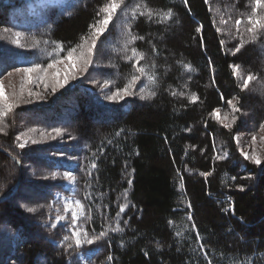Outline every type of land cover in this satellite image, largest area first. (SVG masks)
Segmentation results:
<instances>
[{
  "label": "trees",
  "instance_id": "16d2710c",
  "mask_svg": "<svg viewBox=\"0 0 264 264\" xmlns=\"http://www.w3.org/2000/svg\"><path fill=\"white\" fill-rule=\"evenodd\" d=\"M28 2L0 0V81L8 73L23 77L15 69L36 63L47 69L53 60L61 61L57 67L72 58L83 65L81 53L86 58L94 31L89 25L104 19L110 0H62L32 12ZM253 6L254 0H123L85 73L84 80L106 89L76 84L52 104L20 108L24 120L52 137L54 128L63 131L37 155L36 182L26 198L10 188L15 167L4 148L11 140L0 136V224L7 219L10 235L8 248L0 237V264H84L80 254L88 250L87 264H264V26L248 31L249 16L264 24V10L253 13ZM132 36L143 39L127 44ZM133 48L143 54V75L133 67ZM230 65L239 66L235 74ZM133 74L141 77L135 95L105 99ZM249 74L256 79L244 88ZM22 80L15 81L21 86ZM93 160L97 168L89 176ZM62 162L74 163V195L84 206L88 237L107 233L92 245L76 247L67 225L48 224L63 213L53 199L65 192Z\"/></svg>",
  "mask_w": 264,
  "mask_h": 264
},
{
  "label": "rangeland",
  "instance_id": "374dc122",
  "mask_svg": "<svg viewBox=\"0 0 264 264\" xmlns=\"http://www.w3.org/2000/svg\"><path fill=\"white\" fill-rule=\"evenodd\" d=\"M59 1L61 0H32L29 2V4H27L28 10L32 11L35 6L40 5L43 2L56 3ZM82 66L83 65L80 62H77L75 59L68 58L62 64L55 67L54 69L48 70L46 73L41 72L29 75L31 77L30 82L25 76V74L23 75V77L22 74H11L7 76L6 79L0 81V108H4L6 112V115L0 117V136H7L9 138V141L11 140L10 145H7V143L4 142L5 145H7L5 147H8V149L4 148V151H6L8 155V162L10 161L11 163H13L15 167L14 172L11 173L12 180H14V184L10 188L12 189V191L17 192V197L26 198L30 196L32 188L31 186L34 182H36L35 179L37 175V171L34 172V169H37L38 165L35 159L37 155H39L40 150L43 149L42 146L44 145V143L51 142L54 140L52 139V136L49 134V132L46 133L44 129L34 127V125L32 126L27 122L29 121L28 118L24 120L23 112L20 113V108H29L37 104H52V99L55 96H57L59 93H62L63 90L67 87H72L76 84L82 85L83 88L94 92L105 90L107 87V84L105 83L97 85L95 83L84 80L85 73H88V71L83 72ZM37 76H43L45 77V79H37ZM65 76H67L68 78L67 84H65L63 88H57L56 92L53 93L52 88L55 85V82L57 80H63ZM20 78H23V80L21 81V83L23 84L21 86L17 85L15 81L16 79L19 80ZM5 105H12L11 110L5 108ZM11 121H13L14 123H12ZM17 136L20 137L19 141H17L16 139ZM33 141H36V143H33ZM20 143L25 144V147L23 149L18 147V144ZM246 150L249 151L250 149L246 148ZM63 172L64 174L69 173L70 170H65ZM31 177H33L34 180L31 179ZM73 184L74 181L70 183L68 180H66L64 184L66 189L70 191L71 195H62L61 193H57L55 196V199H58L63 207V213L59 215L65 217V220L61 221L60 224L67 225L71 233L73 230L71 225L72 212H83V209L78 208L75 204V201H77V199L74 198V196L72 195L74 191ZM27 186H30L31 188ZM36 197L37 195H34V198ZM19 202L20 200L17 202V204H19ZM66 202L69 203V210L67 212L65 211ZM28 208L30 207H24L25 212H34H29L27 210ZM55 217L51 220L50 225L52 224V222L55 221ZM82 218L83 215L79 216L77 221L79 225H82V229L78 230L80 232L81 240L84 239V232H86L83 227V224H81ZM6 223L7 219H4L0 224V237H2L1 239L5 241L4 247L8 248L10 246V235L6 230V227H4ZM13 237L14 238L12 239L15 240L16 235H14ZM33 239L42 241L40 235L37 234L34 236ZM82 245L88 244L83 243ZM90 253L91 252L84 255L81 254V260L85 262L89 258ZM3 255L5 254L3 253Z\"/></svg>",
  "mask_w": 264,
  "mask_h": 264
},
{
  "label": "snow or ice",
  "instance_id": "6c2138e0",
  "mask_svg": "<svg viewBox=\"0 0 264 264\" xmlns=\"http://www.w3.org/2000/svg\"><path fill=\"white\" fill-rule=\"evenodd\" d=\"M122 2H123V0H110V2L102 9V11L104 13H106L104 19L103 20H98L96 22V24L89 25V28L93 29L94 31L92 32L91 46H89L88 49H87L86 58H85V54L81 53V58L83 59V66H82V71L83 72L88 71L89 65L93 63V57H94L95 51L97 50V38L102 33H104L106 31L107 26L109 25V22H110V20H111V18L113 16V14L116 12V9L120 7ZM204 2H205V4H207L208 0H204ZM184 3L187 5L188 0H184ZM137 7H139V6H137ZM257 7L260 8L261 10H264V0H254V6H253V9H252L253 13L256 12V8ZM209 10H211V9H209ZM131 11H132V18L135 19L136 14H137L136 13V8H133ZM142 14L143 13H141V15ZM97 15H99V13H97ZM149 15H151V13H149ZM171 15H172L171 10H169L167 15H166V18H171ZM262 19H264V17H262ZM235 23L237 25V28H239V25L242 23V20L237 19L235 21ZM248 23L253 25V28H249L248 29L249 32H252L255 27L264 26V24H262V22H261V19L253 20L251 16H249V18H248ZM202 27L203 26L197 27L196 31L197 32H201ZM217 31L219 32L220 29H217ZM19 35H20L19 33H16L17 37H19ZM137 38L143 39V37L132 36L131 39L127 41V44H131ZM13 43L19 44L18 39L14 40ZM127 44H126V47H127ZM223 45H224V42L221 41V46L223 47ZM242 46H243V42L241 44H238L235 47V49L232 51V54L235 55L237 52H239L241 50ZM61 47H63V46L61 45ZM153 51H156L155 48H153ZM73 52H74V49L68 51V57H71L73 55ZM132 53H133V57H135L136 60H137V63L134 64L133 67L135 68L136 72H138L141 75H143L145 73V68L143 66L139 65V60L143 59V54L142 53H138L135 48L132 49ZM133 57H126V58L131 61L133 59ZM60 62L61 61H59V60H53L51 63H49L47 65V69L54 68L55 65L57 63H60ZM209 66L211 67V61H209ZM185 67L186 68H190V65H185ZM230 67H232L234 69V74H235L236 70L239 68L238 65H230ZM47 69L41 68V65L39 63H36L32 67H29V68H23V69L16 68L15 71L24 73L25 76L27 77V79L30 82L31 81V77L28 74L37 73L38 71H42V72L46 73ZM8 75H11V73H8ZM73 78H75V77H73ZM140 78H141L140 76L133 74V75H131V78H130L129 82L127 84H125L124 87L117 86L115 91H112L111 88H109L107 94L105 95V99L108 100V101H111V102H119L121 100H124L125 97L135 95L136 93L132 89L137 86V81L140 80ZM37 79L44 80L45 77L37 76ZM149 79H153L154 80L155 77H149ZM255 79H256V77L254 75L249 74L247 76V78L243 80V87L247 88L248 85H249V81H252V80H255ZM67 82H68L67 76H65L63 80H57L55 82V85L52 88V92L55 93L57 88H63L65 86V84H67ZM46 87H47V85H46ZM141 91H142V89H141ZM151 95L154 96L155 93H152ZM173 95H175V93H173ZM146 98L147 97H145L143 95L140 96V99H142V100L146 99ZM192 99L193 100L196 99V96H195L194 93L192 94ZM221 99L223 100V95H221ZM228 103L233 108V111H239V108H237L236 105L233 104L231 100L228 101ZM5 108H7L8 110H11L12 105H5ZM218 111H219L218 109L214 110L212 115L215 116L216 112H218ZM4 115H6V112H5L4 108H0V117H3ZM233 119H235V117H233ZM225 127H230V125L225 124ZM261 128L264 129V124L261 125ZM53 132L55 133V136H53L52 139H55L56 137H60V136L63 135V131L60 128H54ZM116 134L119 135L120 133L118 132ZM16 139H17V141H19L20 137L17 136ZM255 139H256V137L253 136V142H255ZM262 139H264V137H262ZM33 143H36V141H33ZM18 147L23 149L25 147V144L24 143H20V144H18ZM102 151H103V149H101V152ZM241 154L244 156L245 160H249L250 159V160H252L253 163H255L257 165L261 164V159L258 156H256V155L249 156L247 153H243V152ZM226 155H227V153H225V156ZM215 158L216 159H220L221 157L217 156ZM96 168H97V163H96L95 160H93L91 162L89 168L87 169L88 175L91 176L92 172ZM201 175L207 176V175H210V173H201ZM53 178H55V174H53ZM64 178L66 180H68L70 183L75 180V177H73L72 173H70V172L69 173H65L64 174ZM233 179H235V177H233ZM128 183H129V185H131L132 180L129 179ZM241 190H243V189H241ZM124 196L125 197L127 196V191L126 190L124 192ZM75 204H76V206L78 208H83L84 207L79 200L75 201ZM127 207H128L127 203L121 204L119 206V211H117V213H116V216L120 217L121 215H123L125 213V210H126ZM133 207H134V205H133ZM189 207H191V206L189 205ZM27 210L29 212H33L34 211V209H32V208H28ZM68 210H69V203L66 202L65 203V211L67 212ZM82 215H83V212H79V213L75 212V211L72 212V221H71V225H72V229H73L72 230V236L75 238L76 247H80L83 243H87L89 245H92L97 240H100V239L104 238L107 235L106 231H101L99 233V235L93 234L92 238L89 239L88 238V233L84 232V239L81 240L80 232L78 230L82 229V225H79L77 221H78V217L82 216ZM189 219H191V215L190 214H189ZM64 220H65L64 216H61V215L57 214L56 217H55V221L52 222V224H51V227L52 228H56L57 225L60 224V222L64 221ZM124 223L127 224L128 221L125 220ZM114 230L115 231H123L122 228H117V229H114ZM197 238L199 239V237H197ZM67 240H68V236H65L64 237V241H67ZM68 247L71 248L72 245L69 244ZM145 255H147V253H145ZM108 259H109V261H111L113 259V257L109 256ZM209 264H211V261H209Z\"/></svg>",
  "mask_w": 264,
  "mask_h": 264
}]
</instances>
